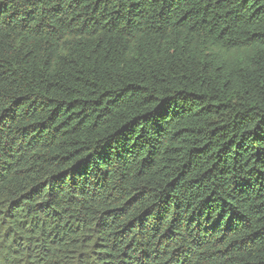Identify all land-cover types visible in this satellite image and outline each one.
Masks as SVG:
<instances>
[{
    "label": "trees",
    "instance_id": "trees-1",
    "mask_svg": "<svg viewBox=\"0 0 264 264\" xmlns=\"http://www.w3.org/2000/svg\"><path fill=\"white\" fill-rule=\"evenodd\" d=\"M0 264H264V0H0Z\"/></svg>",
    "mask_w": 264,
    "mask_h": 264
}]
</instances>
